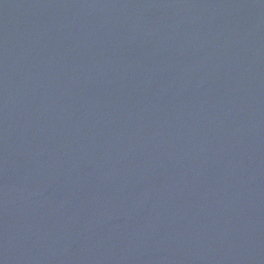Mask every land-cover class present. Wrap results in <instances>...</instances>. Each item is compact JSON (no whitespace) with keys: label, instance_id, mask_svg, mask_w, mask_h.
I'll list each match as a JSON object with an SVG mask.
<instances>
[{"label":"water","instance_id":"1","mask_svg":"<svg viewBox=\"0 0 264 264\" xmlns=\"http://www.w3.org/2000/svg\"><path fill=\"white\" fill-rule=\"evenodd\" d=\"M0 264H264V0H0Z\"/></svg>","mask_w":264,"mask_h":264}]
</instances>
